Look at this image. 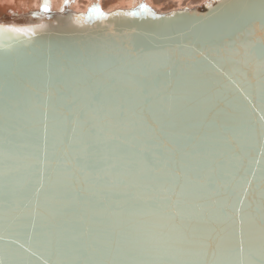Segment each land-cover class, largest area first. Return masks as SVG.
I'll use <instances>...</instances> for the list:
<instances>
[{
    "label": "snow or ice",
    "instance_id": "1",
    "mask_svg": "<svg viewBox=\"0 0 264 264\" xmlns=\"http://www.w3.org/2000/svg\"><path fill=\"white\" fill-rule=\"evenodd\" d=\"M208 7L216 15L230 13L225 23L232 31L222 50L239 54L242 49L264 77V0ZM42 11L50 12L48 0ZM116 15L161 19L143 4ZM75 19L109 17L94 6L87 17ZM5 35L31 43L37 32L0 23V38ZM13 47L0 44L5 53ZM41 48L42 55L24 62L0 56V99L6 131L21 108L15 100L21 94L29 98L34 146L43 125V152L34 150L28 165L37 179L24 199L25 207L31 206L28 239L46 245L54 257L47 264H264V177L252 212L243 214V199L234 208L239 242L233 245L232 233L217 227L233 220L215 199L221 187L217 156L244 126L223 123L211 136L199 131L194 114L201 85L188 75L180 45L165 47L145 33L111 31L88 40H49ZM260 119L264 156V116ZM247 130L255 129L249 123ZM17 160L0 147L5 231L20 220ZM41 208L47 231L38 236ZM246 223L252 229L247 248ZM0 242V252L9 257L0 256V264H30L9 247L29 252L24 243L3 235Z\"/></svg>",
    "mask_w": 264,
    "mask_h": 264
},
{
    "label": "water",
    "instance_id": "2",
    "mask_svg": "<svg viewBox=\"0 0 264 264\" xmlns=\"http://www.w3.org/2000/svg\"><path fill=\"white\" fill-rule=\"evenodd\" d=\"M233 2L258 4L259 0H204L193 7H183L164 13L146 5L155 16L161 18L159 20L151 17L130 18L116 15L137 11L142 4L127 9L116 8L103 12L109 17L108 20L91 22H78L75 19L87 17L89 11L77 12L70 8L50 10L48 13H44L41 9L2 14L0 23L32 27L37 35L32 38L31 43H28V38L24 36L9 39L5 35L0 38V44L5 47L12 44L14 47L8 53L0 50V56L8 55L13 60L19 58L21 62H24L34 56L42 55L41 46L46 41L88 40L104 36L111 31L145 33L157 44L165 47L175 48L176 45H180L177 51L185 63L188 75L201 85L200 103L194 114V123L199 125V131L211 136L223 123L244 126V130L237 135L229 147L218 150L217 156L221 163V187L215 199L226 206L228 212L233 215L232 221H221L217 227L232 233L231 243L235 245L239 242V235L238 225L234 219V208L239 207V201L243 199V214L248 216L252 212L259 203L262 177H264V156H261L260 136L262 123L260 118L264 116V100H262L264 77L253 63L246 61L242 49L239 50V54L222 50L224 41L229 38V33L232 31L225 23L230 13L216 15L208 5L216 9ZM231 38L235 39L234 36ZM15 100L19 102L21 108L12 117L13 126L6 131L3 120L4 100L0 99V147L10 149L18 157L15 163L21 171L14 177V184L20 199V208L15 215L19 216L20 220L16 221L10 230L5 231L0 228V235H3L6 240L18 239L29 247V252H24L18 245H9L11 249L18 251L30 261V264H47L54 257L49 254L46 245L37 244L28 239V234L32 231L31 206L25 207L28 201L24 199L25 195L30 194L27 189L32 188L37 179L35 169L28 168V165L31 163L30 154L34 150L39 154L43 152V125L39 126L40 139L34 146L29 132L32 114L26 110L29 98L21 94L15 97ZM249 123L255 129L254 131L247 130ZM6 138L13 143L7 144ZM49 151H51V142ZM249 180L251 185L248 183ZM245 189H247V196H245ZM39 212L41 215L37 217L36 227L38 236L47 231L43 227L47 223L44 219V209H39ZM251 230V226L246 223V248ZM2 245L3 242H0V247ZM0 256L9 258L4 252H0Z\"/></svg>",
    "mask_w": 264,
    "mask_h": 264
},
{
    "label": "rangeland",
    "instance_id": "3",
    "mask_svg": "<svg viewBox=\"0 0 264 264\" xmlns=\"http://www.w3.org/2000/svg\"><path fill=\"white\" fill-rule=\"evenodd\" d=\"M52 0H48V4L51 2ZM71 1V0H70ZM116 0H99V4H98V7H100L101 11L102 12H109L110 10H114L116 8H122V9H126L128 8L127 6H117L119 5V1L117 0V2H115ZM158 1L159 3H161L162 5L161 8L159 7V10L158 12H161V13H164V12H169V11H172V10H175V9H179V8H183V7H191L192 5L195 6V5H198L200 3H202L204 0H193L191 1L192 2V5L191 3L189 2H182L180 5L178 3H176L174 0V2L172 0H156ZM14 1L13 0H10V1H7V2H4L3 4H0V15L2 14H10L12 12H10L9 10L11 9L10 7H17L19 6V8H14L15 11H19V12H23V11H30V10H41L45 1L43 0H33V2L29 5H24V4H21L23 2H21L20 0H15V3H13ZM18 2V3H17ZM78 2H80V0H78ZM20 3V4H19ZM176 3V4H175ZM10 4V5H9ZM40 4V5H39ZM113 4V5H112ZM22 5V6H20ZM31 5V6H30ZM61 5H64V2L61 3ZM86 5L89 6V4L87 2H84V4L82 5L83 7H86ZM110 5V6H109ZM139 4H136V6H138ZM178 5V8L177 6ZM186 5V6H185ZM190 5V6H189ZM29 6V7H28ZM87 6V7H88ZM149 7H151L150 5H147ZM92 7V6H91ZM112 7V8H111ZM114 7V8H113ZM131 7H134V6H131ZM23 8V9H22ZM27 8V9H26ZM61 8L63 9H66V8H70L68 6H65V7H60L58 8L57 10H61ZM93 8V7H92ZM152 9H155L153 7H151ZM71 9V8H70ZM80 11H84V8L81 9L79 8ZM106 9V10H105ZM52 10V9H51ZM54 10V9H53ZM73 10V8H72ZM109 10V11H108ZM157 10V9H155ZM78 11V10H76Z\"/></svg>",
    "mask_w": 264,
    "mask_h": 264
},
{
    "label": "bare ground",
    "instance_id": "4",
    "mask_svg": "<svg viewBox=\"0 0 264 264\" xmlns=\"http://www.w3.org/2000/svg\"><path fill=\"white\" fill-rule=\"evenodd\" d=\"M7 1H10V0H0V4H3L4 2H7ZM14 2L13 3H15V0H13ZM21 2H23V3H21V4H24V5H29V4H31L32 2H33V0H20ZM43 1H45V0H43ZM119 1V5H117L118 7L119 6H127L128 8H131V6H136V4H145V5H150L151 7H153V8H155V9H157V10H155V11H158L159 10V7L161 8V6L160 5H162L161 3H159L158 1H156V0H118ZM173 1V0H172ZM176 3H178L179 5L182 3V2H189V3H191V5H192V2L191 1H193V0H174ZM173 1V2H174ZM62 2H64V5H61V3ZM84 2H87L88 4H89V6L88 5H86V7H83L82 5L84 4ZM115 2H117V0L115 1ZM18 3V2H17ZM175 3V4H176ZM20 4V3H19ZM98 4H99V0H80V2H78V0H52L50 3H49V5H50V10L52 9H54V10H57L58 8H60V7H65V6H68V7H70L71 9L73 8V10L74 11H76V10H78L79 12H84V13H86V12H88L89 11V9L90 8H92V7H94V6H98ZM117 4H118V2H117ZM10 5V4H9ZM40 5V4H39ZM113 5V4H112ZM199 5V4H198ZM20 6H22V5H20ZM31 6V5H30ZM88 6V7H87ZM92 6V7H91ZM110 6V5H109ZM177 6V8H178V5H176ZM181 6V5H180ZM186 6V5H185ZM190 6V5H189ZM29 7V6H28ZM191 7H193V5L191 6ZM11 9L9 10L10 12H12V13H15L16 11H15V9L14 8H19V6H17V7H10ZM79 8H81V9H83L84 8V11H80V9ZM100 8V7H99ZM112 8V7H111ZM114 8V7H113ZM23 9V8H22ZM27 9V8H26ZM61 9H63V8H61ZM122 9V8H121ZM127 9V8H126ZM106 10V9H105ZM26 11V10H25ZM28 11V10H27ZM77 11V12H78ZM109 11V10H108ZM110 11H112V10H110ZM19 12V11H18ZM12 13H10V14H12Z\"/></svg>",
    "mask_w": 264,
    "mask_h": 264
}]
</instances>
